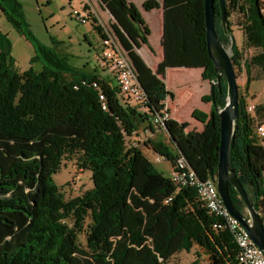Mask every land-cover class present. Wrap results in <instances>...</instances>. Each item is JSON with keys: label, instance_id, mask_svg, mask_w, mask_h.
I'll return each instance as SVG.
<instances>
[{"label": "trees", "instance_id": "1", "mask_svg": "<svg viewBox=\"0 0 264 264\" xmlns=\"http://www.w3.org/2000/svg\"><path fill=\"white\" fill-rule=\"evenodd\" d=\"M99 2L112 17L109 28L145 93L143 105L124 97L96 71L86 73L74 67L50 48L39 46L31 59L41 63L40 70L30 67L20 73L10 56L9 39L0 31V264H165L174 254L193 248L207 257L206 264H238L231 235L212 228L218 219L207 212L195 189L177 188L140 148L126 144L141 124H148L145 131L151 134V116L160 112L172 94L136 51L140 44L148 45L149 34L137 8L127 0ZM158 7L156 0H145L142 5L145 11ZM225 7L223 29L215 0L214 29L224 46L231 44L234 70L240 69L242 56L231 35L233 12L242 19L238 26L243 46L258 51L244 62L246 81L252 80L253 69L260 73L255 79H264V0H225ZM0 10L21 33V5L16 0H0ZM164 18L167 60L157 74L178 64L174 56L179 40L183 52L187 44L193 46V58L204 68L202 78L215 80L217 74L206 50L203 0H164ZM88 19L104 38L90 12ZM225 100L226 83L221 75L220 89H214L213 98L211 94L202 97L211 104L209 115L192 113L203 124L200 132H186L187 123L169 119L165 129L170 146L148 137L145 148L169 161L172 169L179 151L199 180L209 178L211 172L215 175L218 110ZM255 112L260 116L262 109L256 107ZM70 159L79 170L90 171L92 188L66 199L52 176ZM230 163L262 214L264 149L257 143L254 119L240 96ZM229 196L235 209L244 214L243 203L231 186ZM199 258L197 254L191 264H200Z\"/></svg>", "mask_w": 264, "mask_h": 264}, {"label": "rangeland", "instance_id": "2", "mask_svg": "<svg viewBox=\"0 0 264 264\" xmlns=\"http://www.w3.org/2000/svg\"><path fill=\"white\" fill-rule=\"evenodd\" d=\"M21 5L19 20L23 23L22 32H17L6 20L0 10V31L7 36L10 42V56L15 61L17 70L20 73L25 72L30 67L38 71L41 68L40 62H31L36 55L39 46L50 48L58 54L67 57L70 65L82 69L86 73H102L101 53L103 50L102 40L99 34L93 28L90 19L85 24L79 23L72 17V12L77 10L79 13L87 16L84 10L83 0H16ZM3 5L5 3L3 2ZM85 7H88L85 5ZM8 11H11L6 5ZM241 16L233 12L229 18L231 35L236 47L240 49L242 62L240 69L235 68L237 77L238 95L246 103L247 112L254 119V125L257 121L264 120V79L258 78L259 71L252 70V80L246 81L247 76L244 68V62L251 56L258 54V51L243 46V34L238 26L241 22ZM147 25L151 30V45L156 48L158 44L159 29L149 23ZM105 27L107 25H104ZM231 56V44L225 46ZM192 85L196 88V75L191 74ZM164 85L166 82L163 80ZM196 106V105H195ZM261 108L262 112L258 116L255 108ZM197 108V107H196ZM199 111L207 112L198 107ZM188 122H191L189 118ZM192 125V123H190ZM148 127L141 129L143 135L138 138L135 135L126 138L128 146H135L141 149L142 154L156 168L157 171L168 177L171 173V163L159 157L153 151L146 149L144 142L148 137L144 131ZM195 130V129H194ZM159 131V130H158ZM161 137L159 141L165 142L170 146L167 134L163 131L158 132ZM149 139H152L149 138ZM156 139V137H155ZM154 139V140H155ZM153 140V141H154ZM257 143L264 149V138L258 139ZM53 182L61 188L66 199L79 196L83 192L92 188L90 171H81L75 165V160L70 159L63 162L61 169L52 176ZM81 244L84 243L83 236L79 237ZM197 254L200 256V264L207 263V257L197 248L190 252L180 251L174 254L165 264H191L197 260Z\"/></svg>", "mask_w": 264, "mask_h": 264}, {"label": "built area", "instance_id": "3", "mask_svg": "<svg viewBox=\"0 0 264 264\" xmlns=\"http://www.w3.org/2000/svg\"><path fill=\"white\" fill-rule=\"evenodd\" d=\"M85 13L87 14L86 11ZM262 14L264 17V7L262 8ZM72 17L79 23L85 24L88 16L74 10ZM101 28L104 35V38L101 39L103 47L101 65L112 71L116 86L124 97L131 99L133 103L143 105L146 100L145 93L137 80L125 52L116 41L110 28L104 25ZM93 87L97 88V85L93 84ZM99 100L102 101V109L106 110L102 93H99ZM168 105V99L166 98L160 112L153 114L150 118L151 126L159 131H163L165 134H167L165 122L170 119ZM254 133L258 139L264 138V122L255 123ZM133 135L136 136V133ZM145 135L151 138L149 131H146ZM170 179L177 188L191 187L195 189L198 200L204 204L207 212L218 219L212 228L216 231L225 230L231 235L237 247L238 264H264L263 252L250 239L247 230L223 205L214 182L210 178L199 180L179 151L177 152V159L171 171ZM262 180L264 181V171L262 173ZM170 200L171 198H168L165 203H168ZM259 216L264 228V211Z\"/></svg>", "mask_w": 264, "mask_h": 264}, {"label": "crops", "instance_id": "4", "mask_svg": "<svg viewBox=\"0 0 264 264\" xmlns=\"http://www.w3.org/2000/svg\"><path fill=\"white\" fill-rule=\"evenodd\" d=\"M144 1L145 0H127L128 3L133 4L137 8L148 29L150 24L147 25L146 18L149 23L155 25L159 29V38L156 48L154 46L152 47V35L151 30L149 29V34L147 35L148 45L140 44V47L137 48L136 51L150 69L152 74L156 75L157 79L160 81L163 82L164 80L166 82L164 85L165 89L167 92L172 94V98H167L170 119L179 124L187 123L188 127L185 129L186 132L194 129V131L200 132L203 129V124L200 121L194 119L192 117V113L194 111H199L197 108L200 107L207 112H199L209 115L211 104L203 102L202 97L210 95V82L202 78L204 68L200 64H197L196 60H194L193 46L187 44V48L183 52L180 47H184V45L179 40L174 56V62L178 64L166 66L162 74H157L158 67L167 60L166 46L164 44V0H156V2L159 4V7L150 11H145L142 8ZM83 4L84 10L87 12V14L90 12L98 20L100 26L107 25V27H109L110 23L114 22L109 12L104 8L99 0H83ZM85 5L88 7H85ZM170 29L172 32H177L172 26H170ZM101 69L102 73L97 74L104 78L110 86H115L116 83L112 71L103 67L102 65ZM191 74L196 75L195 80L198 85L196 88H194L195 84L192 85L193 82ZM188 118L192 121L188 122ZM190 123H192V125ZM147 125L148 124H141L138 131L136 132V137L140 138L143 135L141 129ZM158 132V129L152 127L150 135L152 137V141L155 139V137L156 139L154 141L160 140L161 135Z\"/></svg>", "mask_w": 264, "mask_h": 264}, {"label": "water", "instance_id": "5", "mask_svg": "<svg viewBox=\"0 0 264 264\" xmlns=\"http://www.w3.org/2000/svg\"><path fill=\"white\" fill-rule=\"evenodd\" d=\"M217 2L220 9L222 28L225 29L227 22L225 0H217ZM214 3L215 0H203L207 56L212 63L214 72L217 74V78L210 82V94L213 98L214 89H220V76L223 75L226 83V100L224 106L218 110L220 143L217 170L215 175L211 172L209 178L214 182L223 205L247 230L250 239L264 254V228L261 218L230 163V146L235 122L238 118L239 95L237 77L230 55L215 33ZM229 186L234 189L243 203L244 214L238 212L232 205Z\"/></svg>", "mask_w": 264, "mask_h": 264}]
</instances>
